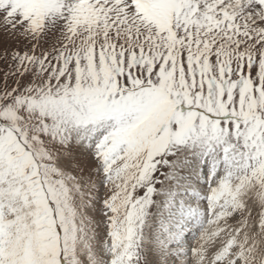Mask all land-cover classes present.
Here are the masks:
<instances>
[{
  "label": "snow or ice",
  "instance_id": "obj_1",
  "mask_svg": "<svg viewBox=\"0 0 264 264\" xmlns=\"http://www.w3.org/2000/svg\"><path fill=\"white\" fill-rule=\"evenodd\" d=\"M0 264H264V0H0Z\"/></svg>",
  "mask_w": 264,
  "mask_h": 264
}]
</instances>
